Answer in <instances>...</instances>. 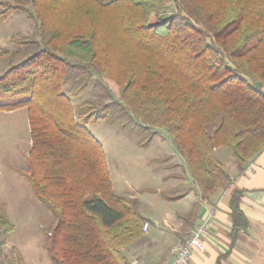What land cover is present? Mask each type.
<instances>
[{
  "label": "trees",
  "instance_id": "trees-1",
  "mask_svg": "<svg viewBox=\"0 0 264 264\" xmlns=\"http://www.w3.org/2000/svg\"><path fill=\"white\" fill-rule=\"evenodd\" d=\"M12 11L36 26L12 42L35 49L17 62L20 49L0 52V110L26 109L31 145L17 170L53 217L52 264H132L126 249L144 234L89 123L147 131L143 144L165 129L205 200L230 179L216 148L238 172L264 149V0H0V21ZM91 74L109 100L74 106L64 88L79 94ZM238 198L233 229L247 223ZM13 229L0 207V250Z\"/></svg>",
  "mask_w": 264,
  "mask_h": 264
},
{
  "label": "rangeland",
  "instance_id": "rangeland-1",
  "mask_svg": "<svg viewBox=\"0 0 264 264\" xmlns=\"http://www.w3.org/2000/svg\"><path fill=\"white\" fill-rule=\"evenodd\" d=\"M170 13L171 7H168L165 15ZM34 24L26 13L15 11L0 21V52L10 54L20 49L19 54L11 60L9 55L0 57V74L7 67L8 60L17 62L35 49L29 46L21 51L24 47L11 40L33 35L36 32ZM93 74L77 95L69 93L70 84L64 88L74 106L84 101L100 103L109 100L102 87L94 85ZM108 83L111 91L117 95L116 85ZM25 115V108L0 110V207L14 223L12 233L1 247L0 264H52L44 245L45 232L52 224L53 217L17 170L25 166V155L31 145ZM87 127L104 149L113 192L128 199L135 197L139 212L150 219V227L145 234L168 243L170 238L164 233L171 231L175 214L188 210L190 206L189 199L179 201L171 196L183 193L187 186L195 182L181 162L180 154L166 130L159 128L151 140L143 144L147 131L138 133L137 129H119L105 119L93 121ZM208 130L211 128L208 127ZM223 149L229 159L218 157V160L228 170L233 160L228 150ZM187 237L178 240L172 248ZM168 258L161 259L158 264Z\"/></svg>",
  "mask_w": 264,
  "mask_h": 264
},
{
  "label": "crops",
  "instance_id": "crops-1",
  "mask_svg": "<svg viewBox=\"0 0 264 264\" xmlns=\"http://www.w3.org/2000/svg\"><path fill=\"white\" fill-rule=\"evenodd\" d=\"M217 157H226L225 149L216 148ZM232 163V164H231ZM230 176L207 200L200 198L196 184L187 186L178 200H188V210L175 214L168 234V243L163 239H152L145 232L132 243L126 253L132 264H158L171 256L172 246L187 237L206 215L211 224L202 235L204 250L193 249L187 264H264V149L246 167L238 172L233 161L228 168ZM234 191L239 192V208L246 217L245 227L233 229L230 216V200Z\"/></svg>",
  "mask_w": 264,
  "mask_h": 264
},
{
  "label": "built area",
  "instance_id": "built-area-1",
  "mask_svg": "<svg viewBox=\"0 0 264 264\" xmlns=\"http://www.w3.org/2000/svg\"><path fill=\"white\" fill-rule=\"evenodd\" d=\"M211 224L210 215H206L192 230V233L184 239V241L178 242L173 248L170 258L162 260L159 264H187L190 251L197 249L204 250V243L201 240L202 235L206 232V229ZM144 228L147 227V223H144Z\"/></svg>",
  "mask_w": 264,
  "mask_h": 264
}]
</instances>
